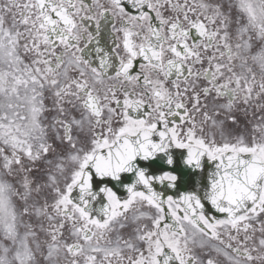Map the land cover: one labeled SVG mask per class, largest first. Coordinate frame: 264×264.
Masks as SVG:
<instances>
[{
	"label": "snow or ice",
	"instance_id": "1",
	"mask_svg": "<svg viewBox=\"0 0 264 264\" xmlns=\"http://www.w3.org/2000/svg\"><path fill=\"white\" fill-rule=\"evenodd\" d=\"M0 264H264V0H0Z\"/></svg>",
	"mask_w": 264,
	"mask_h": 264
}]
</instances>
